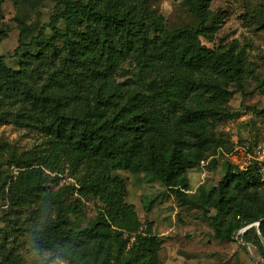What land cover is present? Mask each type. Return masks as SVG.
I'll list each match as a JSON object with an SVG mask.
<instances>
[{
  "label": "trees",
  "instance_id": "obj_1",
  "mask_svg": "<svg viewBox=\"0 0 264 264\" xmlns=\"http://www.w3.org/2000/svg\"><path fill=\"white\" fill-rule=\"evenodd\" d=\"M53 1L58 12L48 24L52 33L34 36L28 27L21 29L18 68L0 56V123L38 129L53 147L78 154L79 189L103 207L82 227L81 209H72L73 220L60 205L57 217L31 236L41 248L66 250L70 264H108L111 259L164 264L156 239L139 235L130 244L121 231L114 232L112 227L130 232L140 227L133 206L124 202L127 183L117 171H142L174 192L188 190L187 172L207 157L210 145L200 134L231 117L225 106L233 95L230 86L240 87L245 80L246 54L236 44L215 48L203 42L213 40L224 22L220 13L211 12L213 0H184L195 24L174 29L151 0ZM4 34L0 31V40ZM125 63L134 65L136 77L119 81ZM257 89L264 95V79ZM45 183L36 169L20 172L8 188L10 204H41ZM263 189L257 167L245 171L225 163L218 184L200 186L186 202L214 210L207 216L215 236L233 239L264 218ZM251 235L264 240V220L241 238ZM116 249L118 255H112ZM260 251L264 259L261 241ZM0 256L22 264L3 242Z\"/></svg>",
  "mask_w": 264,
  "mask_h": 264
},
{
  "label": "rangeland",
  "instance_id": "obj_2",
  "mask_svg": "<svg viewBox=\"0 0 264 264\" xmlns=\"http://www.w3.org/2000/svg\"><path fill=\"white\" fill-rule=\"evenodd\" d=\"M151 7L163 15L169 29L195 24L184 0H151ZM210 10L220 13L224 22L213 40L203 42L215 48L236 44L246 54L245 80L240 87L235 83L230 86L233 95L225 106L231 117L208 126L206 133L200 134L208 138L210 145L207 157L187 172L188 190L174 192L154 176L119 169L118 174L127 183L124 202L133 206L140 227L135 232L112 228L115 233L121 231V237L129 239L130 244L137 242L139 235L156 239L158 257L164 264H264L260 254V241L264 246V240L255 235L249 240L241 238L248 226L240 229L233 239L217 238L208 217L215 211L186 202L196 196L200 186L210 189L217 185L224 175L225 163L233 164L237 170L257 167L264 180V95L257 89L259 80L264 79V0H213ZM57 12L53 0H18V3L4 0L0 31L5 34L0 40V56L18 68L16 49L21 29L28 27L34 36L40 31L50 34L48 24ZM58 26L64 28L62 23ZM135 77L134 65L125 63L117 79L127 81ZM190 138L196 141L194 132ZM54 147L50 138L38 129L13 122L0 123V243L18 254L22 264H70V253L41 248L33 240L32 230L55 219L60 205L70 212L73 220L76 214L72 209L80 208L82 227L95 219L103 207L96 198L79 189L78 179L83 171L75 165L78 154ZM28 169L38 170L46 179L41 204L11 205L8 188L20 172ZM112 255H118V250ZM0 264L13 263L0 256ZM108 264L120 263L111 259Z\"/></svg>",
  "mask_w": 264,
  "mask_h": 264
},
{
  "label": "water",
  "instance_id": "obj_3",
  "mask_svg": "<svg viewBox=\"0 0 264 264\" xmlns=\"http://www.w3.org/2000/svg\"><path fill=\"white\" fill-rule=\"evenodd\" d=\"M264 220V218H262L261 220H259L258 222L256 223H253V224H250L247 228L253 226L254 224H256L258 227L260 226V223Z\"/></svg>",
  "mask_w": 264,
  "mask_h": 264
}]
</instances>
